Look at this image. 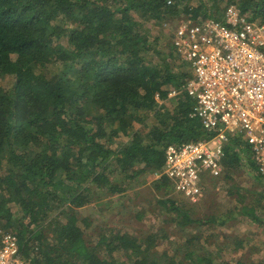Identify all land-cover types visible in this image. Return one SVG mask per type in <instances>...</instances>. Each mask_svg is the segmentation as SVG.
<instances>
[{
    "label": "trees",
    "instance_id": "16d2710c",
    "mask_svg": "<svg viewBox=\"0 0 264 264\" xmlns=\"http://www.w3.org/2000/svg\"><path fill=\"white\" fill-rule=\"evenodd\" d=\"M230 4L264 22V0H0V228L17 234L29 264H264L219 259V243L205 248L196 236L180 243L169 234H126L82 211L156 172L154 190H175L163 173L166 146L207 134L193 97L168 96L192 78L173 31L153 34L148 25L189 15L222 19ZM240 150L257 171L238 137L223 167L238 166ZM257 174L249 203L231 191L233 211L264 226V177ZM159 203L184 231L217 222L192 217L172 196ZM92 231L94 241L86 237Z\"/></svg>",
    "mask_w": 264,
    "mask_h": 264
},
{
    "label": "built area",
    "instance_id": "2783aa9c",
    "mask_svg": "<svg viewBox=\"0 0 264 264\" xmlns=\"http://www.w3.org/2000/svg\"><path fill=\"white\" fill-rule=\"evenodd\" d=\"M172 44L192 78L168 96L185 91L195 99L193 114L207 137L168 144L163 173L178 193L196 203L204 174H222L226 147L238 137L249 145L264 177V22L230 4L222 19H182L173 29ZM156 99L162 102L159 94ZM0 264H29L17 234L2 228Z\"/></svg>",
    "mask_w": 264,
    "mask_h": 264
},
{
    "label": "rangeland",
    "instance_id": "374dc122",
    "mask_svg": "<svg viewBox=\"0 0 264 264\" xmlns=\"http://www.w3.org/2000/svg\"><path fill=\"white\" fill-rule=\"evenodd\" d=\"M181 18L183 17L181 16ZM180 21L181 19L176 22L172 21L173 23H150L148 27L153 34L163 32L166 36V34L172 33ZM11 79V76H6L3 82L9 84ZM239 152L242 159L238 166L231 170L223 167V172L218 177L210 175L209 172L204 174L203 195L196 203L189 202L176 190H173L169 195L154 190L152 181L157 178L156 172L143 185L130 188L126 193L114 197L113 200L108 201L106 197L97 198L82 211L93 215L94 224L108 223L110 226L121 228L126 234L130 232L145 235L151 233L169 234L172 242L180 243L186 242L191 236H196L199 240L198 243L204 245L205 248H212L214 243H219L217 250L219 259L227 257L245 261L264 259V226L255 225L250 219L242 220V216L237 211H233L237 204L236 191L235 194L231 191L239 189V192L246 196V201L249 203L253 200V191L257 192L259 188L257 186V179L259 180L257 171L250 162L251 155L247 154L245 150ZM170 196L181 206H186L192 217L203 220L215 215L217 222H211L209 226L196 223L191 225L192 227L188 226L185 231L182 230L177 225V220H174L176 213L165 210L159 203L162 197ZM223 218L226 219V222L221 225L219 223ZM94 234L93 231L87 232V239L94 241ZM240 239H247L244 248H238L236 241ZM227 245L232 248H226ZM127 263L130 264V261Z\"/></svg>",
    "mask_w": 264,
    "mask_h": 264
}]
</instances>
